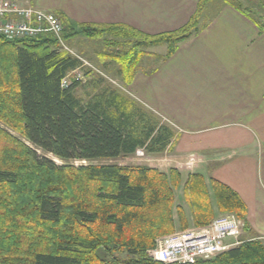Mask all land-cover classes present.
Masks as SVG:
<instances>
[{
	"label": "trees",
	"instance_id": "obj_1",
	"mask_svg": "<svg viewBox=\"0 0 264 264\" xmlns=\"http://www.w3.org/2000/svg\"><path fill=\"white\" fill-rule=\"evenodd\" d=\"M211 1L200 0L187 24L172 32L149 36L121 24L72 29L61 22L62 39H102L115 52L99 57L116 63L118 76L129 86L149 54L145 51L166 45L164 59L170 58L179 43L199 31L200 16ZM256 25L264 30V24ZM78 69L86 78L92 75L50 34L19 41L0 36V264H160L147 255L156 238L189 227L182 208L174 207L179 173L90 163L138 150L163 154L175 133L97 76L88 82L95 91L78 96L83 82L69 78ZM183 197L195 227L213 221V204L217 213L236 215L247 229L244 204L227 186L211 179L208 189L203 176L190 174ZM196 264H264V244L244 240Z\"/></svg>",
	"mask_w": 264,
	"mask_h": 264
},
{
	"label": "crops",
	"instance_id": "obj_2",
	"mask_svg": "<svg viewBox=\"0 0 264 264\" xmlns=\"http://www.w3.org/2000/svg\"><path fill=\"white\" fill-rule=\"evenodd\" d=\"M15 1L72 29L121 24L152 36L187 24L200 0ZM214 1L199 31L157 66L141 70L144 57L128 88L174 130L165 153L193 158L185 174H200L208 189L213 179L236 193L246 210L242 237L264 241V30L231 4L210 7Z\"/></svg>",
	"mask_w": 264,
	"mask_h": 264
},
{
	"label": "built area",
	"instance_id": "obj_3",
	"mask_svg": "<svg viewBox=\"0 0 264 264\" xmlns=\"http://www.w3.org/2000/svg\"><path fill=\"white\" fill-rule=\"evenodd\" d=\"M63 25L53 14L31 6H20L15 0H0V36L19 41L50 34L61 48L75 56L62 39ZM77 80H81L79 77ZM67 79L62 87H67ZM245 222L234 214L214 219L209 225L162 237L148 250V257L160 264H196L208 261L239 245ZM233 241V242H231Z\"/></svg>",
	"mask_w": 264,
	"mask_h": 264
},
{
	"label": "rangeland",
	"instance_id": "obj_4",
	"mask_svg": "<svg viewBox=\"0 0 264 264\" xmlns=\"http://www.w3.org/2000/svg\"><path fill=\"white\" fill-rule=\"evenodd\" d=\"M231 4L249 14V17L259 21L261 24H264V0H215L214 3L210 4V7L214 8L219 7L222 4ZM66 46L69 47V49L72 51V53L80 58V60L83 62V66L88 69H92V78H102L105 81V84L111 86L112 88H115L119 90L121 93L129 95L131 98H134L130 91L128 86H125L121 78L117 74L118 65L114 62H111L110 60L100 58L99 55L101 54H107L108 52H115L108 49L104 43H102V39H95L90 40L85 37H75L67 41ZM167 46L166 45H159L156 47H152L147 49L145 52L149 53L146 55L147 57L144 59V61L141 63V70H145L149 68L145 62H150L152 66L158 65L167 54ZM87 69V70H88ZM85 70L84 69H78L70 73L69 78H77L79 77L83 84L82 87L78 90L77 94L80 97H86L88 94H92L94 90V86L91 84H88L90 80H92L91 76L86 78L84 76ZM135 99V98H134ZM136 100V99H135ZM137 101V100H136ZM171 128V127H170ZM172 129V128H171ZM173 130V129H172ZM174 132V130H173ZM40 153V152H39ZM41 154V153H40ZM51 158L50 156H47ZM52 159V158H51ZM54 160V159H53ZM56 164L61 165L62 162L58 160H54ZM74 166H80V165H88L86 162H73ZM93 166H110V165H117V166H135V165H144L150 168H155L163 173H168L170 169L176 170L181 178V184L180 186L174 190V207H181L184 211L185 217L188 222V229L182 231L179 229H176L174 233L159 236L156 238V240L162 238V237H168L177 233H183L187 230L195 229V227L192 223V216L189 208L187 207L184 197H183V183L187 179V174L194 166V159L193 158H186L184 160H181L180 162H177L175 158H170L169 154H166L165 152L160 155H146L142 150H138L134 155L120 158L116 160H100V161H93L90 163ZM183 170V171H181ZM193 171V170H192ZM181 172V173H180ZM206 183V181H205ZM207 186V185H206ZM215 217L214 219L221 217L223 215L229 214H220L217 213V211H214ZM232 214V213H230ZM213 219V220H214ZM245 237L242 236L237 241H244ZM155 240V241H156ZM233 242V241H231ZM261 242L264 244V241L261 240Z\"/></svg>",
	"mask_w": 264,
	"mask_h": 264
}]
</instances>
